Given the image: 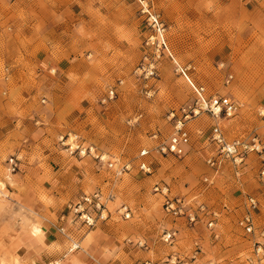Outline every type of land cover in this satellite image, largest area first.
<instances>
[{
	"label": "rangeland",
	"instance_id": "1",
	"mask_svg": "<svg viewBox=\"0 0 264 264\" xmlns=\"http://www.w3.org/2000/svg\"><path fill=\"white\" fill-rule=\"evenodd\" d=\"M148 62L152 76L140 72ZM200 87L202 97L237 106L218 120L225 139L255 138L260 152L209 167L218 157L214 121L201 111L185 122V155L157 151L175 119L195 108ZM260 109L264 0H0V264H264ZM72 141L129 170L116 175L70 153ZM142 150L149 174L138 168ZM156 182L184 197L196 222L169 217ZM95 194L112 197L91 238L93 257L70 237H85L74 209ZM249 196L257 207L247 233L239 221ZM71 211L80 229L66 219Z\"/></svg>",
	"mask_w": 264,
	"mask_h": 264
},
{
	"label": "built area",
	"instance_id": "2",
	"mask_svg": "<svg viewBox=\"0 0 264 264\" xmlns=\"http://www.w3.org/2000/svg\"><path fill=\"white\" fill-rule=\"evenodd\" d=\"M143 8L144 10L147 9V4L144 2ZM149 25L155 29L158 33L163 32V26L158 21L156 16L151 15ZM164 44V42H162ZM178 70L184 71V69L179 68ZM140 72H144L146 76H152L154 74V65L153 63H145L141 68ZM199 91V100L197 99V102L195 104V108L192 110L186 112L184 111V117L176 118L173 124V132L170 135V137L167 139V141L161 143L157 147V151L161 155H174V156H182L184 154V146L189 143V134L185 127V122L188 120L190 115L195 116L199 114V112H205L207 115H209L214 123L211 128L210 132V140L215 144L216 146V152H217V159L216 158H209L207 159L206 163L211 168L218 169V164H220L219 159H229L233 161L234 164H239L244 160V156L247 155L250 152H260L261 146L258 143V141L254 138L250 141H243L240 139H234L232 141H227L222 133L220 124L218 123V120L220 119H228L232 117L236 110L237 106L236 104L230 100L229 98L225 97H217L213 96L208 99L201 96L203 93V88L200 87L198 89ZM113 91L109 92V98H112ZM258 114L260 117L264 118V109H260L258 111ZM170 116L173 117V113H170ZM155 137V135H154ZM68 146L70 153H76L80 156L88 155L93 157L100 165L105 166L110 169H115L116 175H121L125 171L129 170L128 164H121L116 167V161L112 159L111 157L97 152L92 146L89 145H82L77 142H71ZM149 154L148 150H142L139 154V157L141 158L138 162V168L144 173L149 174L150 173V166L148 162L144 159ZM262 176H264V169L262 170ZM154 191L156 193H159L163 196V203L162 208L163 210L173 216V217H184L185 220L188 223H194L196 222V215L188 210L186 199L184 197H178V196H169L168 188L161 185H154ZM82 203H88L92 204L96 211L98 213L96 214L95 218L103 219L105 218L104 215V207L102 203L100 202V197L98 194L90 196H85L81 198V201H79L76 205L77 207L74 209V212L76 214H79V219L87 224L91 225L93 224L95 218L88 212L85 211V209L82 207ZM246 204L248 208V213L245 214L239 221L240 226L247 232L250 233L253 230V221L250 214V211L254 210L257 207V203L255 198L249 196L246 198ZM75 205V206H76ZM203 208H200L202 210ZM122 214L124 218H129L130 211L126 206H123L121 208ZM212 225V222L210 223V226ZM173 232H167L164 235L165 241L169 240L173 236ZM186 264V263H182Z\"/></svg>",
	"mask_w": 264,
	"mask_h": 264
},
{
	"label": "crops",
	"instance_id": "3",
	"mask_svg": "<svg viewBox=\"0 0 264 264\" xmlns=\"http://www.w3.org/2000/svg\"><path fill=\"white\" fill-rule=\"evenodd\" d=\"M223 133V132H222ZM154 137V136H153ZM155 137H156V135H155ZM161 142H163V141H161ZM161 144V143H160ZM214 144V143H213ZM188 145H189V143L187 144V145H185L184 146V154L183 155H185V153H186V149H187V147H188ZM215 145V144H214ZM215 148H216V146H215ZM182 155V156H183ZM179 157H181V156H179ZM154 185H161V186H165L164 184H161V183H155ZM166 187V186H165ZM94 193H97V191H95V192H92V193H89V194H94ZM86 193H84V195H85ZM99 195V194H98ZM160 195V194H159ZM169 196H171V195H169ZM100 197V202L102 203V205H103V207H104V212H107V210H108V207H107V202L108 201H110V200H108V198L110 197H112V195L111 194H108L107 196H99ZM161 197L163 198V196L161 195ZM246 201V200H245ZM169 215V214H168ZM167 215V216H168ZM74 214H73V211H71V212H69L68 213V216L66 217V219H69V218H71V221H74V220H76V218L74 217ZM95 216L96 215H94L93 217L95 218ZM169 217H171L172 219H179V218H181V219H184L183 217H173V216H171V215H169ZM65 217L63 216V217H61L60 218V220H63ZM96 219V218H95ZM99 219L98 220H96V222H95V220H94V222H93V224H91V225H87V224H83L82 222H80V221H78V220H76L75 222H74V225L76 226V228L75 229H80V225L81 224H83V228L82 229H80V230H83V233H84V235H85V237L83 236V238H82V240H76L75 239V237H70V238H72V240L73 241H75V243L78 241V245H79V247H80V249L81 250H83L84 252H86V253H88L89 255H91V256H93V257H96V254H95V249H94V247H93V245H95V243L93 242V240L91 239L92 238V236H93V234H95L98 230H99ZM69 224H70V221H68V224H67V226H66V228H69L68 226H69ZM64 228V227H63ZM169 230H175V229H169ZM168 230V231H169ZM89 241H91V247H89V244H90V242ZM84 242H85V244H86V246H88V247H84ZM88 244V245H87ZM95 251V252H94ZM79 253V252H78ZM98 258V257H97ZM96 258V259H97ZM100 262H101V264H107L108 263V261H109V258L108 257H106V259H100L99 260ZM46 264H52V263H46ZM110 264V263H109Z\"/></svg>",
	"mask_w": 264,
	"mask_h": 264
}]
</instances>
